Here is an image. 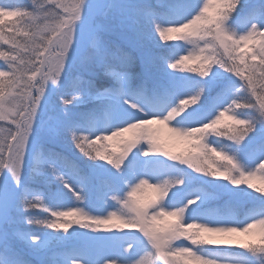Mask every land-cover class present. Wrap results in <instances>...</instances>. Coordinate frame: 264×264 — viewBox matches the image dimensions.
<instances>
[{"label":"snow or ice","instance_id":"obj_1","mask_svg":"<svg viewBox=\"0 0 264 264\" xmlns=\"http://www.w3.org/2000/svg\"><path fill=\"white\" fill-rule=\"evenodd\" d=\"M0 264H264V0H0Z\"/></svg>","mask_w":264,"mask_h":264},{"label":"rangeland","instance_id":"obj_2","mask_svg":"<svg viewBox=\"0 0 264 264\" xmlns=\"http://www.w3.org/2000/svg\"><path fill=\"white\" fill-rule=\"evenodd\" d=\"M20 2L27 4L29 2V0H20ZM150 194H151L150 192H146V195H150ZM210 207H216V204L214 203V204L210 205ZM109 210H112V209H109ZM36 215H37V217H39L40 213L37 212ZM32 230H37V229L33 228Z\"/></svg>","mask_w":264,"mask_h":264},{"label":"trees","instance_id":"obj_3","mask_svg":"<svg viewBox=\"0 0 264 264\" xmlns=\"http://www.w3.org/2000/svg\"><path fill=\"white\" fill-rule=\"evenodd\" d=\"M38 218V217H37Z\"/></svg>","mask_w":264,"mask_h":264}]
</instances>
